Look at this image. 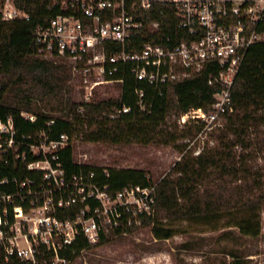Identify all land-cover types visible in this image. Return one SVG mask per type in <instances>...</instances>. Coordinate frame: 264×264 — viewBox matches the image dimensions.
<instances>
[{
  "label": "built area",
  "instance_id": "2783aa9c",
  "mask_svg": "<svg viewBox=\"0 0 264 264\" xmlns=\"http://www.w3.org/2000/svg\"><path fill=\"white\" fill-rule=\"evenodd\" d=\"M163 5L171 8L174 34L133 45L140 31H160L162 22L150 21V13ZM47 8L54 14L32 33L36 54L64 60L83 74L94 71L102 77L100 82L119 85L129 71L137 81L159 90L167 82L214 67L207 73V83L220 89L209 109L192 107L179 118L181 123L199 125L201 132L219 126L233 111L236 73L249 47L264 42V0H49ZM28 17L15 0H0V21ZM135 92L142 104L143 90ZM90 97L91 91L86 99ZM17 143L12 119L0 121V149L15 152L22 161L28 150L33 159L26 167L39 172L41 181L13 179V193L0 187L4 263L69 264L59 252L78 236L96 245L101 239L139 230L143 217L154 215L152 179L144 186L127 184L112 190L94 170L67 172L59 162L53 164L58 150L68 143L65 133L55 140L28 143L21 152ZM39 154L43 157L37 158ZM6 182L2 179L0 185ZM59 212H65L63 220L58 219Z\"/></svg>",
  "mask_w": 264,
  "mask_h": 264
},
{
  "label": "trees",
  "instance_id": "16d2710c",
  "mask_svg": "<svg viewBox=\"0 0 264 264\" xmlns=\"http://www.w3.org/2000/svg\"><path fill=\"white\" fill-rule=\"evenodd\" d=\"M15 2L29 17L0 21V121L12 119L15 140L19 142L17 151L25 150L28 143L38 144L44 138L55 140L65 133L68 143L58 150L57 160H51L53 164L59 162L67 172L94 170L112 190L127 184L147 185L152 178L142 169L78 163L74 159L73 139L115 144L159 141L162 128L171 115L179 116L192 107L209 109L213 94L220 89L217 84L207 83V73L214 67H205L187 77L167 82L159 90L137 81L125 71L118 97L77 102L68 85L66 63L56 58H42L34 49V29L44 25L54 14L47 8L49 0ZM170 14L169 5L153 10L150 21L162 22L160 31H140L133 37L132 44L139 47L143 42L154 43L160 37L172 36L174 26ZM137 88L143 90L142 104L138 103ZM232 105L233 111L214 129L213 145L204 147L196 155L181 150L180 158L169 172L159 179H152L156 182V210L152 217H143L142 223L151 226L155 240L174 237L178 232L173 226L182 221L207 227L210 231L235 228L241 238L259 237L264 193H257V190L264 184L261 181V186L259 175L244 176V157L232 148L248 146L245 138L248 129L254 127L253 132L257 133L256 124L264 118L259 114L264 108V42L247 50L233 81ZM123 107L129 110L123 112ZM56 110L58 115L53 114ZM195 128L201 129L199 125ZM257 134L256 141L260 136L259 149L264 151V134ZM14 154L0 149V180H7L0 187L9 193L16 191L13 179L41 181L39 172L26 167L27 161L33 159L28 150L24 161L15 158ZM42 157V154L37 156ZM65 216V212L57 214L61 220ZM102 242L103 239L98 244ZM91 246L95 245L78 236L71 246L59 252V256L71 262ZM229 255L233 264H240L236 252ZM0 264L17 263H4L0 259Z\"/></svg>",
  "mask_w": 264,
  "mask_h": 264
},
{
  "label": "rangeland",
  "instance_id": "374dc122",
  "mask_svg": "<svg viewBox=\"0 0 264 264\" xmlns=\"http://www.w3.org/2000/svg\"><path fill=\"white\" fill-rule=\"evenodd\" d=\"M58 60L66 63L68 67V85L75 101L94 102L119 96L118 84L100 82L102 77L94 71L83 74L74 71L66 61ZM95 81L99 83L90 88ZM90 91L91 97L87 100L86 95ZM22 114L28 116L26 112ZM53 114L58 115V111ZM259 114L264 117V108L259 110ZM179 118L180 115H171L162 128L160 140L148 144H115L73 139L74 159L78 163L91 166L142 169L152 179H159L168 173L180 158L181 150L196 155L204 147L215 143L213 136L217 126L201 132L200 129L196 130V124L181 123ZM223 121L224 119L221 124ZM256 126L257 133L264 134V118ZM253 128H249L245 136L248 146H236L232 151L244 157V176L259 175L262 186L264 151L259 149L260 136L256 141L258 134L253 132ZM257 193H264V185ZM260 225L259 237L249 239L239 237L235 228L229 229L230 231H210L207 227L182 221L173 226L178 233L163 241L154 239L151 226H143L125 236L108 238L81 251L69 264H233L230 252L238 254L240 264H264V204L260 209Z\"/></svg>",
  "mask_w": 264,
  "mask_h": 264
}]
</instances>
